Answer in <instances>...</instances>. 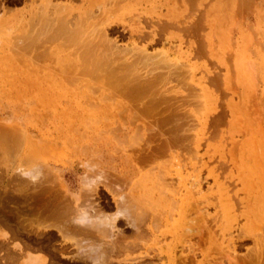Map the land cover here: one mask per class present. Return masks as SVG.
<instances>
[{"label":"rangeland","instance_id":"1","mask_svg":"<svg viewBox=\"0 0 264 264\" xmlns=\"http://www.w3.org/2000/svg\"><path fill=\"white\" fill-rule=\"evenodd\" d=\"M49 1H52L49 2L52 4H46L47 2L43 0H0V13L2 12L0 19V129L13 130L15 129L13 125L17 123L16 126L19 128V130L16 128L17 133L14 132L16 129L13 132L8 129V132L16 134V137L20 136L16 141L14 134L12 138H4L0 135V232L6 236L5 240L0 239V264H20L19 254L8 247L10 243H19L23 247L22 250L38 253L30 255L46 256L45 264H88L72 258L76 251L74 241L79 240H82L84 244L92 242V244L100 245L102 242L99 249L104 252L108 264L123 263L127 253L119 248L126 242L134 246L129 250L132 257H142L143 254L140 253L144 252L143 247L151 248L150 255L156 253L160 247L164 248L173 243L170 222L177 218V209L174 207L170 211V204L166 206L163 198L166 196L170 199L169 197L179 187V179L174 172L177 165L181 164L186 174L197 171L198 176L201 177L199 180H202H200L202 198L199 207H203L207 212L206 224L208 220V225L214 223L210 225V228L215 229L213 233L216 239L219 238V228L222 226V221L224 223V218L231 219L230 224L233 227L235 222H238L240 226L245 224L243 213L255 208L257 197L264 194V189L261 190V185H264L262 181L264 171H261L264 170V161H261L264 160V0ZM59 2L64 3L63 6ZM45 6L49 10L44 11ZM37 13L41 14L37 15ZM76 18L80 19V22ZM136 18L139 21L137 24ZM101 27L105 29L107 36L104 37L99 30ZM150 30H152L151 33ZM219 34L221 36H218ZM12 42L13 48L16 49L13 51H11ZM114 42L118 44L115 47L112 45ZM132 43L136 47L132 46ZM10 46L11 49H9ZM61 46L62 49H60ZM137 46L146 48L147 53L152 51L156 53L161 48L170 49V53L176 50V55L173 56L176 57L175 59L179 58L178 56H182L179 59L187 56L191 59L189 63L193 69L192 80L187 78L189 76L187 71L180 65H175V68L174 65L163 62L162 58L145 59L140 55L142 52H136ZM73 47L75 53L72 51ZM17 48H19L18 51ZM130 49L135 51L132 52ZM50 63L53 65L50 66ZM252 64L255 65L252 66ZM56 67H58L57 71ZM253 69L256 70L253 71ZM260 69L263 74L256 72ZM196 81H201L202 95L195 87ZM96 103H99L96 105L98 108H93L92 106L96 107ZM27 135L35 142L29 143ZM83 135L84 137H80ZM132 136L139 141L134 144L137 140L134 138L132 141ZM17 142L22 143L21 146ZM192 142L195 144L193 145ZM33 143L35 148L41 149H36L37 154L47 151L42 156L37 155L40 159L43 157L41 162L44 161L45 164L42 162V165L44 164L46 170L41 168L43 170L37 186L36 184L29 186L24 178L19 180L13 172L20 164L25 165L36 161L26 160L27 155H25L30 148H33ZM192 146L195 150L191 148ZM164 148H167V152ZM143 150L147 152V155ZM159 151L161 154H157ZM45 155H48V159ZM197 156L200 157L197 158ZM253 156H256V162ZM144 160L145 163H143ZM258 160L261 163H258ZM86 163L93 164L92 169L101 171L100 175L104 178L100 180L101 185L99 183L97 189L85 192L84 196L83 193L80 194L82 192L80 177L93 172L92 169L91 171L87 169L84 165ZM195 166H198L197 169ZM163 171L169 172L170 176L165 175L163 183L167 181L170 185L166 186L161 193L157 184L160 179L156 180V175L160 178V174H164ZM247 172L250 174L247 175ZM258 175H262V178ZM17 179L19 181H16ZM55 179L61 184H57ZM173 179L175 186L173 182H170ZM257 182L260 184H255ZM105 185L109 188L107 189ZM172 185L175 191L172 190ZM118 192L120 194L124 192L125 195L122 194L123 197L126 196L124 201L129 208H132L131 210L134 209L132 212L129 211V216L132 222L137 219L135 223L138 230L134 228V222L131 226L125 222L126 220L119 218L115 223L116 234L113 232L110 236L115 234L113 238L107 239L106 236L104 238L102 237L104 235H101L100 239L98 233L96 235L91 229L76 232L67 224L74 200L87 205L89 212L100 209L99 211L104 215L106 213L109 216L115 212L114 209L118 205V202L114 203L118 199L116 198L119 195ZM182 192L183 190H180L181 196ZM164 193L171 195L163 196ZM115 194L118 195L115 196ZM81 196L86 199L83 201ZM134 196H137L139 200L141 198L142 201L134 200L132 198ZM173 196L177 197L176 194ZM133 200L137 202L136 207L139 209L133 207L135 202L131 205ZM166 201L168 203V200ZM245 201L248 206L245 205ZM219 204L225 207L226 214L224 211L221 212ZM68 207L70 209H67ZM217 210L224 215V218L223 215L216 214ZM60 224L66 225L70 231L65 227L64 230L62 229L65 233L62 232L60 235L57 230L45 229ZM229 232L233 235L236 229L232 227L224 229L223 238L228 237ZM96 236L99 239H96ZM109 239L115 241L112 240L110 243ZM6 240L9 244L5 242ZM251 246V241H245L243 248L240 247L237 251L243 254L246 247ZM153 262L161 264L163 260L144 258L140 259L139 264H153Z\"/></svg>","mask_w":264,"mask_h":264},{"label":"bare ground","instance_id":"2","mask_svg":"<svg viewBox=\"0 0 264 264\" xmlns=\"http://www.w3.org/2000/svg\"><path fill=\"white\" fill-rule=\"evenodd\" d=\"M43 1H46L45 3L46 4H48L49 2H52V1H49V0H43ZM57 2V1H56ZM79 2H80V0H79ZM123 2V1H122ZM236 2V1H235ZM41 3V2H40ZM61 2H59V4H60ZM63 3V2H62ZM49 4H52V3H49ZM53 4H54V6H55V3L53 2ZM57 4V3H56ZM64 4V3H63ZM63 4H60L61 6H63ZM109 4V3H108ZM110 4H112V3H110ZM129 4V3H128ZM37 5V4H36ZM43 5V4H42ZM94 5V4H93ZM104 5H105V3H104ZM113 5V4H112ZM196 5V4H195ZM234 5V4H233ZM53 6V5H52ZM53 6V7H54ZM58 6V5H57ZM56 6V7H57ZM66 6V4L64 5V7ZM235 6V5H234ZM46 7V6H45ZM44 7V8H45ZM47 7L49 8V6L47 5ZM45 8L44 9V11L45 10H47L48 8ZM52 7V8H53ZM93 7V6H92ZM231 7V6H230ZM60 8H63V7H60ZM67 8H68V6H67ZM88 8V7H87ZM90 8V7H89ZM43 9V8H42ZM69 9V8H68ZM68 9H66V11H68ZM119 10H122L121 8H118ZM229 9V8H228ZM49 10V9H48ZM63 10H65V8L63 9ZM34 11H36V10H34ZM44 11H42V12H44ZM118 11V10H117ZM228 11H230V9L228 10ZM232 11V10H231ZM6 12V11H5ZM38 12V11H37ZM102 12V11H101ZM36 13V12H35ZM46 13H47V11H46ZM54 13V12H53ZM69 13V12H68ZM1 14H2V12L0 13V19H1ZM5 14V13H4ZM41 13H37V15H40ZM43 14V13H42ZM57 14H58V12H57ZM95 14V13H94ZM93 14V15H94ZM233 14V13H232ZM45 15V14H44ZM60 15H62V13L60 14ZM67 15V14H66ZM88 15V14H87ZM92 15V16H93ZM106 15V13L104 14V16ZM109 15V14H108ZM5 16V15H4ZM47 16V15H46ZM152 16V15H151ZM170 16V15H169ZM55 17H56V15H55ZM60 17V16H59ZM85 17V16H84ZM90 17V16H89ZM107 17V16H106ZM110 17V16H109ZM47 17H45V19H46ZM61 18V17H60ZM63 18H64V16H63ZM81 18V17H80ZM88 18V17H87ZM92 18V17H91ZM94 18H95V16H94ZM138 18H139V16H138ZM74 19V18H73ZM83 19V18H82ZM93 19V18H92ZM124 19V18H123ZM137 19V18H136ZM76 20H78L77 18H76ZM83 20H85V19H83ZM106 20V19H105ZM108 20V19H107ZM180 20V19H179ZM186 20V19H185ZM64 21V20H63ZM79 22H80V19L78 20ZM82 21V20H81ZM88 21V20H87ZM91 21H93V20H91ZM98 21V20H97ZM129 21V20H128ZM137 21V22H136ZM135 22H136V24L139 22L138 21V19L136 20ZM178 21V20H177ZM187 21V20H186ZM233 21V20H232ZM264 21V20H263ZM6 22V21H5ZM86 22V21H85ZM84 22V23H85ZM94 22V21H93ZM8 23V22H7ZM53 23V22H52ZM61 23V22H60ZM62 23H64V22H62ZM66 23H67V21H66ZM66 23H64V24H66ZM73 23V22H72ZM76 23H78L77 21H76ZM76 23H74V24H76ZM83 23V22H82ZM99 23V22H98ZM97 23V24H98ZM110 23V22H109ZM29 24V23H28ZM96 24V25H97ZM111 24V23H110ZM109 24V25H110ZM171 24V23H170ZM183 24V23H182ZM221 24V23H220ZM52 25V24H51ZM55 25H56V23H55ZM54 25V26H55ZM83 25V24H82ZM94 25V24H93ZM5 26V25H4ZM10 26V25H9ZM48 26V25H47ZM54 26H53V28H54ZM79 26V25H78ZM22 27H24V25H22ZM29 27H31V25L29 26ZM64 27V26H63ZM81 27V26H80ZM85 27V26H84ZM83 27V29H85ZM4 28V27H3ZM2 28V29H3ZM10 28V27H9ZM27 28V27H26ZM50 28H51V26H50ZM60 28V27H59ZM87 28H88V26H87ZM107 28V27H106ZM80 29H82V28H80ZM141 29H143V28H141ZM24 30V29H23ZM26 30V29H25ZM69 30H70V28H69ZM96 30V29H95ZM101 32H102V34L104 35V37H105V35L107 36V34H105V29L104 28H102L101 27V29H99ZM19 31H21V30H19ZM31 31V30H30ZM79 31V30H78ZM99 31V32H100ZM151 31L152 30H150V33H151ZM23 32V31H22ZM27 32V31H26ZM26 32H25V35H27L26 34ZM65 32V31H64ZM68 32V31H67ZM72 32V31H71ZM84 32V31H83ZM21 32H19V34H20ZM24 33V32H23ZM30 33V32H29ZM32 33V32H31ZM82 32L80 31V34H81ZM148 34H149V32H147ZM59 34V33H58ZM65 34V33H64ZM70 34V33H69ZM88 35L89 34H87V37H88ZM92 35V34H91ZM129 35H130V33H129ZM139 35V34H138ZM150 35V34H149ZM57 36V35H56ZM164 36H165V34H164ZM218 36H221L220 34L218 35ZM21 37V36H20ZM26 37V36H25ZM85 37V36H84ZM83 37V38H84ZM132 37V36H131ZM166 37V36H165ZM27 38V37H26ZM77 38V37H76ZM80 38V37H79ZM89 38V37H88ZM91 38H93L92 36H91ZM97 38V37H96ZM12 39V38H11ZM58 39V38H57ZM70 39V38H69ZM75 39V38H74ZM166 39V38H165ZM219 39H221V38H219ZM228 39H229V37H228ZM14 40L16 41V39L14 38ZM18 40H20L19 38H18ZM84 40V39H83ZM88 40V39H87ZM93 40V39H92ZM107 40V39H106ZM111 40V39H110ZM223 40V39H222ZM222 40H220V41H222ZM13 41V40H12ZM77 41H79L78 39H77ZM94 41H95V39H94ZM164 41V40H163ZM86 42V41H85ZM116 42V41H115ZM114 42V43H115ZM223 42V41H222ZM231 42V41H230ZM256 42V41H255ZM60 43V42H59ZM74 43H76V41L74 42ZM82 43V42H81ZM114 43H112V45L115 47L116 45H118V44H116L115 43V45H114ZM162 43V42H161ZM166 43V42H165ZM224 43V42H223ZM222 43V44H223ZM13 42H12V48H13ZM17 44V43H16ZM70 44V43H69ZM98 44V43H97ZM107 44V43H106ZM58 45V44H57ZM76 45V44H75ZM74 45V46H75ZM133 45H135V44H133L132 43V46ZM11 46H10V48L9 49H11ZM18 46H19V44H18ZM228 46H229V44H228ZM16 47V46H15ZM58 47H60V46H58ZM69 47V46H68ZM87 47V46H86ZM109 47V46H108ZM120 47V46H119ZM135 47H136V45H135ZM164 47V46H163ZM225 47V46H224ZM101 48V47H100ZM99 48V49H100ZM121 48V47H120ZM123 48H126V47H123ZM134 48V47H133ZM175 48V47H174ZM15 48H13L11 51H13ZM60 49H62V46H61V48ZM72 49H74V50H72V51H74V53H75V48L73 47ZM115 49V48H114ZM128 49V48H127ZM137 49L138 50H136V52L138 51H140V52H142V53H140V55L141 56H144V58L145 59H150V58H153V57H156V58H162V61L163 62H168V63H170V64H172V65H176V66H178V65H180V66H182L184 69H185V71H187V73H188V77L187 78H190L191 80H192V77H193V69H192V67H191V63H189V59L190 58H188L187 56L186 57H184V58H182V59H179L180 57H182V56H178L179 58H177V59H175L176 57H173L174 55H176L175 54V51L176 50H173L172 51V53H170V49H165V48H161V50H159L158 52H156V53H153L154 51H152V52H150V53H147L146 52V48H144V47H142V48H138V46H137ZM16 50V49H15ZM19 50V48H17V51ZM131 51H132V49H130ZM30 51V50H29ZM40 51V50H39ZM66 51V50H65ZM125 51V50H124ZM135 51V50H134ZM134 51H132V52H134ZM157 51V50H156ZM242 51V50H241ZM240 51V52H241ZM28 52V51H27ZM37 52V51H36ZM41 52V51H40ZM123 52V51H122ZM15 53V52H14ZM13 53V54H14ZM78 53V52H77ZM130 53V52H129ZM71 54V53H70ZM131 54V53H130ZM19 55V54H18ZM47 55V54H46ZM121 55V54H120ZM133 55V54H132ZM136 55V54H135ZM139 55V56H140ZM231 55V54H230ZM15 56H17L16 55V53H15ZM15 56H13L14 58H16ZM20 56H21V54H20ZM72 56V55H71ZM123 56V55H122ZM130 56V55H129ZM134 56V55H133ZM140 56V57H141ZM224 56V55H223ZM22 57H25V56H22ZM139 57V58H140ZM173 57V58H172ZM20 58V57H19ZM18 58V59H19ZM27 58V57H26ZM133 58V57H132ZM230 58H231V56H230ZM245 58H246V56H245ZM6 59V58H5ZM141 59V58H140ZM174 59V60H173ZM15 60V59H14ZM89 60V59H88ZM191 60V59H190ZM5 61V60H4ZM21 61V60H20ZM31 61V60H30ZM49 61V60H48ZM124 61V60H123ZM128 61V60H127ZM131 61V60H130ZM129 61V62H130ZM8 62V61H7ZM44 62H46V61H44ZM80 62V61H79ZM90 62V61H89ZM138 62V61H137ZM17 63H18V61H17ZM21 63V62H20ZM40 63H41V61H40ZM60 63V62H59ZM69 63V65H71L70 64V62H68ZM148 63V62H147ZM167 63V64H168ZM261 63V62H260ZM60 64H63V63H60ZM65 64V63H64ZM75 64V63H74ZM146 64V63H145ZM163 64V63H162ZM166 64V63H165ZM236 64V63H235ZM243 64H245V63H243ZM259 64V63H258ZM19 65V64H18ZM50 66L51 65H53L52 63H50L49 64ZM68 65V64H67ZM68 65V66H69ZM78 65H80V64H78ZM83 65V64H82ZM89 65V64H88ZM113 65H115V64H113ZM171 65V66H172ZM247 65V64H246ZM251 65V64H250ZM253 65H255V64H252V66ZM262 65V64H261ZM37 66V65H36ZM59 66V65H58ZM66 66V65H65ZM166 66V65H165ZM169 65H167V67H168ZM173 66V67H174ZM176 66H175V68H176ZM247 66H249V65H247ZM251 66V67H252ZM19 67V66H18ZM23 67V66H22ZM47 67V66H46ZM89 67V66H88ZM87 67V68H88ZM195 66H193V68H194ZM197 67V66H196ZM13 68V67H12ZM34 68V67H33ZM49 68V67H48ZM51 68V67H50ZM57 68L58 67H56V71H57ZM169 68H171L172 69V67H169ZM244 68V67H243ZM247 68V67H246ZM255 68H256V66H255ZM32 69V68H31ZM45 69V68H44ZM52 69V68H51ZM90 69V68H89ZM144 69H145V67H144ZM48 70H50V69H48ZM53 70H54V68H53ZM59 70V69H58ZM64 70H66V69H64ZM67 70H68V68H67ZM72 70V69H71ZM160 70V69H159ZM232 70H233V68H232ZM252 70V69H251ZM256 70V69H255ZM254 69H253V71H255ZM263 70V69H262ZM29 71V70H28ZM46 71H47V69H46ZM51 71V70H50ZM69 71V70H68ZM97 71V70H96ZM99 71V70H98ZM146 71V70H145ZM243 71H245V70H243ZM63 72H65V71H63ZM134 72V71H133ZM199 72V71H198ZM232 72H234V70L232 71ZM256 72H261V69L260 70H258V71H256ZM263 72V71H262ZM261 72V73H262ZM43 73V72H42ZM47 73H48V71H47ZM51 73V72H50ZM53 73H55V72H53ZM100 73V72H99ZM195 74V73H194ZM199 74V73H198ZM234 74V73H233ZM263 74V73H262ZM58 75V74H57ZM60 75H62V74H60ZM66 75V74H65ZM100 75V74H99ZM146 75V74H145ZM168 75V74H167ZM187 75V74H186ZM235 75H236V73H235ZM241 76H242V74H240ZM247 75V74H246ZM257 75V73H255V77H257L256 76ZM264 75V74H263ZM35 76V75H34ZM195 76V75H194ZM238 76V75H237ZM241 76H239V77H241ZM51 77V76H50ZM102 78V77H101ZM129 78H131V77H129ZM197 78V77H196ZM195 78V79H196ZM202 78V77H201ZM54 79V78H53ZM103 79V78H102ZM200 79V78H199ZM233 79V78H232ZM241 79V78H240ZM247 79V78H246ZM24 80V79H23ZM89 80H92V79H89ZM189 80V79H188ZM231 80V79H230ZM254 80H255V78H254ZM258 79H256V81H257ZM170 81V80H169ZM168 81V82H169ZM195 81V80H194ZM208 81V80H207ZM234 81V80H233ZM246 81V80H245ZM25 82V81H24ZM46 82V81H45ZM92 82V81H91ZM189 82V81H188ZM240 82V81H239ZM244 82V81H243ZM173 83V82H172ZM210 83V82H209ZM231 83V82H230ZM229 83V84H230ZM253 83H254V81H253ZM102 84V83H101ZM207 84V83H206ZM249 84H250V82H249ZM98 85V84H97ZM189 85V84H188ZM195 87L198 89V91L200 90V95H202V92H201V90H202V87H201V81H196L195 82ZM208 85V84H207ZM245 85V84H244ZM255 85V84H254ZM28 86V85H27ZM104 86V85H103ZM163 86V85H162ZM209 86V85H208ZM33 87V91L35 90L34 89V85L32 86ZM31 87V88H32ZM36 87V86H35ZM171 87V86H170ZM173 87V86H172ZM176 87V86H175ZM194 87V86H193ZM195 87H194V89H195ZM41 88V87H40ZM208 88V87H207ZM36 89H39V88H36ZM162 89V88H161ZM166 88H164V90H165ZM172 89V88H171ZM177 89V88H176ZM196 89V90H197ZM43 90V89H42ZM175 90V89H174ZM178 90V89H177ZM30 91H31V89H30ZM37 91H39V90H37ZM168 91V90H167ZM172 91H173V89H172ZM32 92V91H31ZM60 92H62V91H60ZM59 92V93H60ZM90 92V91H89ZM88 92V93H89ZM102 92V91H101ZM30 93V92H29ZM58 93V92H57ZM91 93V92H90ZM108 93V92H107ZM169 93V92H168ZM83 94V93H82ZM102 94H104V93H102ZM85 95V94H84ZM93 95V94H92ZM199 95V96H200ZM86 96V95H85ZM103 96V95H102ZM101 96V97H102ZM180 96V95H179ZM96 97V96H95ZM113 97V96H112ZM115 97V96H114ZM174 97V96H173ZM203 96H201V98H202ZM89 99V98H88ZM94 99V98H93ZM121 99V98H120ZM80 100V99H79ZM91 100V99H90ZM101 100H103V99H101ZM124 100V99H123ZM40 101V100H39ZM107 101H110V100H107ZM106 101V102H107ZM38 102V101H37ZM77 103V102H76ZM203 103V102H202ZM97 104H99V103H96L95 104V106L97 105ZM204 104V103H203ZM77 105V104H76ZM81 105V104H80ZM93 105V104H92ZM102 105V104H101ZM44 106V105H43ZM52 106V105H51ZM55 106V105H54ZM104 106V105H103ZM93 108H98L97 106L96 107H94V106H92ZM91 107V108H92ZM106 107H108L107 105H106ZM110 107V106H109ZM138 107H139V105H138ZM165 107V106H164ZM50 108H52V107H50ZM77 108H79V107H77ZM115 108V107H114ZM170 108V107H169ZM205 108V107H204ZM67 109V108H66ZM88 109V108H87ZM121 109V108H120ZM52 110V109H51ZM95 110H97V109H95ZM94 110V111H95ZM65 111H67V110H65ZM93 111V112H94ZM100 111V110H99ZM203 111H204V109H203ZM71 112H72V110H71ZM81 112V111H80ZM83 112V111H82ZM133 112V111H132ZM202 112V111H201ZM86 113V112H85ZM73 114V113H72ZM87 114V113H86ZM119 114V113H118ZM193 114V113H192ZM91 115V114H90ZM99 115V114H98ZM97 115V116H98ZM198 115V114H197ZM66 116V115H65ZM71 116V115H70ZM79 117H80V115H78ZM83 116H84V114H83ZM95 116V115H94ZM107 116V115H106ZM111 116V115H110ZM131 116V115H130ZM203 117V116H202ZM77 118V117H76ZM75 118V119H76ZM96 118V117H95ZM106 118V117H105ZM71 119H73V118H71ZM78 119V118H77ZM76 119V120H77ZM114 119V118H113ZM118 119V118H117ZM74 120V119H73ZM79 120H81V119H79ZM98 120V119H97ZM96 120V121H97ZM107 120V119H106ZM66 121V120H65ZM64 121V122H65ZM103 121H105V120H103ZM119 121V120H118ZM150 121V120H149ZM74 122V121H73ZM99 123H100V121H98ZM114 122V121H113ZM197 122V121H196ZM69 123H71V122H69ZM122 123V122H121ZM84 125H85V123H83ZM98 124V123H97ZM8 125V124H7ZM13 125V124H12ZM16 125H17V123H16ZM16 125H13L14 127H15V129L17 128V126ZM107 125V124H106ZM9 126V125H8ZM110 127V126H109ZM88 127H86V129H87ZM8 129H10V128H8ZM8 129H5V128H1L0 129V135L2 136V137H7V138H12L13 137V134H12V132H13V130H15V129H10V130H12V132H8ZM18 130H19V128H17ZM16 129V131H14L15 133H17V130ZM74 129H76V128H74ZM89 130H91V129H89ZM261 130V129H260ZM76 131V130H75ZM86 131V130H85ZM84 131V132H85ZM105 131V130H104ZM134 131V130H133ZM192 132H193V130H192ZM260 132V131H259ZM19 133V132H18ZM81 133V132H80ZM97 133V132H96ZM99 133H100V131H99ZM98 133V134H99ZM101 133H102V131H101ZM83 134V133H82ZM105 134V133H104ZM107 134V133H106ZM200 134V133H199ZM16 134H14V139L16 138V141H18V139L17 138H19L20 136H18L17 135V137L15 136ZM133 135V134H132ZM195 135V134H194ZM193 135V136H194ZM246 135V134H245ZM28 136V135H27ZM135 136V135H134ZM139 136V135H138ZM144 136V135H143ZM264 136V135H263ZM262 136V137H263ZM80 137H84V135L83 136H80ZM128 137H130V136H128ZM136 137V136H135ZM135 137H131V139H132V141H134V138ZM195 137V136H194ZM28 138H29V136H28ZM142 138V137H141ZM255 138H256V136H255ZM113 139V138H112ZM136 139V138H135ZM179 139V138H178ZM28 140V139H27ZM29 140H30V138H29ZM114 141H115V139H113ZM137 140V139H136ZM255 140V139H254ZM257 140V139H256ZM31 141H34L33 139H31L30 141H29V143H31ZM139 140H137L136 142H134V144L135 143H137ZM144 141V140H143ZM179 141V140H178ZM250 141V140H249ZM19 142H20V139H19ZM35 142V141H34ZM116 142V141H115ZM140 142H142V141H140ZM145 142V141H144ZM170 142V141H169ZM235 142V141H234ZM258 142V141H257ZM28 143V144H29ZM119 143V142H118ZM176 143V142H175ZM193 143V145L195 144L194 142H192ZM17 144H19V146H21V144L20 143H18L17 142ZM34 145H33V148L31 149L30 148V146H32V145H30L29 146V148L31 149H29V152L28 153H26L25 155H27L26 156V160H36V161H31L29 164H20L19 166H17L14 170L15 171H13V172H15L16 173V175L18 176V179L20 178V179H22L23 180V178L29 183H27L29 186H30V184H36V186H37V182L40 180V176H41V171L43 170V169H41V168H44L45 166H43L45 163H44V161H42L44 164L42 165V162H41V160H43L42 158L40 159V157L39 156H42V155H44L47 151H45V153H43V154H41V153H39L38 152V154H37V150L36 149H39V150H41L40 149V147L39 146H37V147H39V148H35V143H33ZM55 144V143H54ZM120 144V143H119ZM249 144V143H248ZM255 144V143H254ZM12 145V144H11ZM128 145V144H127ZM162 145H164V143H162ZM257 145V144H256ZM260 145V144H259ZM14 146H17V145H14ZM41 146V145H40ZM133 147H135V146H137V145H132ZM159 146V145H158ZM168 146V145H167ZM166 146V147H167ZM141 147V146H140ZM147 147V146H146ZM161 147V146H160ZM164 147V146H163ZM169 147V146H168ZM171 147V146H170ZM195 147H196V145H195ZM254 147H256V146H254ZM262 147V146H261ZM264 147V146H263ZM27 148H28V146H27ZM130 148H131V146H130ZM191 148H193V146L191 147ZM260 148V147H259ZM2 149H4V148H2ZM149 149V148H148ZM153 149H154V147H153ZM153 149H151V150H153ZM158 149V148H157ZM165 149V151H166V149L167 148H164ZM194 149V148H193ZM256 149H257V147H256ZM38 150V151H39ZM140 150H141V148H140ZM139 150V151H140ZM146 150H147V148H146ZM163 150V149H162ZM161 150V151H162ZM172 150V149H171ZM195 150V149H194ZM260 150V149H259ZM264 150V149H263ZM18 151V150H17ZM43 151V150H42ZM96 151V150H95ZM143 151H145V150H143ZM154 151H156V150H154ZM154 151H152V152H154ZM164 151V152H165ZM192 151V150H191ZM190 151V152H191ZM256 151V150H255ZM25 152H27V151H25ZM44 152V151H43ZM146 152V151H145ZM151 152V151H150ZM167 152V151H166ZM197 152V151H196ZM195 152V153H196ZM257 152H259L258 151V149H257ZM140 153V152H139ZM169 153V152H168ZM198 153V152H197ZM254 153V152H253ZM16 154V153H15ZM157 154H161L160 153V151L157 153ZM199 154V153H198ZM264 154V153H263ZM14 155V154H13ZM24 155V156H25ZM37 155H39V156H37ZM140 156H141V154H139ZM145 155H147V152L145 153ZM144 155V156H145ZM155 155V154H154ZM252 155V154H251ZM258 155V154H257ZM256 155V156H257ZM260 155H262V154H260ZM9 156V155H8ZM47 156V158L46 159H48V155H45V157ZM138 156V155H137ZM150 156V155H149ZM148 156V157H149ZM196 156V155H195ZM256 156H253L254 157V161H255V158H256ZM12 157V156H11ZM35 157H38L37 159L35 158ZM135 157V156H134ZM142 157V156H141ZM168 157V156H167ZM198 157H200V156H197V158ZM25 158V157H24ZM33 158V159H32ZM50 158V157H49ZM143 158V157H142ZM40 159V160H39ZM144 159V158H143ZM147 159H149V158H147ZM249 159V158H248ZM257 159H259V160H261V158H259V157H257ZM11 160V159H10ZM25 160V161H26ZM37 160H39V161H37ZM139 160V159H138ZM141 160V159H140ZM146 160V159H145ZM145 160H144V162L143 163H145ZM165 160V159H164ZM197 160V159H196ZM199 160V159H198ZM202 160V159H201ZM258 160V161H259ZM24 161V160H23ZM182 161V160H181ZM191 161H193V159L191 158ZM261 161H264V160H261ZM27 162V161H26ZM48 162V161H47ZM154 162V161H153ZM156 162H157V160H156ZM196 162V161H195ZM194 162V163H195ZM198 162V161H197ZM201 162V161H200ZM249 162V161H248ZM256 162V161H255ZM22 163V162H21ZM141 163V162H140ZM176 163H178V162H176ZM251 163V162H250ZM258 163H261L260 161L258 162ZM199 164V163H198ZM48 165V164H47ZM46 165V166H47ZM84 165H86L87 166V169L89 168L90 169V171H91V169H92V167H93V164H88V163H86V164H84ZM94 165H96V163L94 164ZM160 165H162V164H160ZM160 165H159V167H160ZM186 165H187V163H186ZM191 165V164H190ZM253 165V164H252ZM99 166V165H98ZM98 166H96V167H98ZM182 166V164L181 165H177V168L175 169V172H174V174H175V176L177 177V179H179V183H180V185H179V187L176 189V191L175 190H173V188H174V179L173 180H169L170 182H173L172 184L174 185H172L173 187H172V190L173 191H175V192H173V195L174 194H176V196L177 197H174L173 195H167V193H164V195L163 196H165V194L167 195V196H170L169 198L170 199H168V197H166L165 196V198H163L164 199V202H165V205L167 206L168 204H170V206H169V210L171 211L174 207H176V209H177V212H176V214H177V218L176 219H173L171 222H170V234L172 235V237H173V243H171L170 245H168V246H166V247H164V248H162V247H160L159 249H157L156 250V253L154 252V253H152V255H150L151 253L149 252L150 251V249L149 248H145V247H143L145 250H144V252H141L140 254H143V256L142 257H132L130 254L131 253H129V250L130 249H133L132 247H134V246H132V245H129L127 242L126 243H124V245H122L119 249L120 250H122V252H126L125 254V257H124V259H123V263L122 264H139V262H140V259L142 260V259H144V258H157V259H159V260H163V263H161V264H264V194H261V196L259 195L258 197H257V195H256V197H257V201L255 202L257 205H256V207L255 208H251V209H249V211H247V212H244L243 213V215H244V218H245V221H246V223L245 224H241V226L238 224V222H235V227H233L231 224H230V220L231 219H228V218H224V215H223V218H224V223H223V221H222V226H220V228H219V235H218V239H216L215 237H214V231L213 230H215V229H212L211 230V228H210V225H213V224H210V225H208L209 224V220H208V224H206V222H207V220L205 219V216L207 215V212L205 211V209H203V207H199V204H200V199L202 198V195H201V190H200V180H199V177L200 176H198V174H197V171L195 172V169H193V171L195 172V173H191V174H186L185 172H184V168H182L181 167ZM50 167V166H49ZM154 167V166H153ZM197 167L198 166H195V168L197 169ZM245 167V166H244ZM252 167V166H251ZM254 167V166H253ZM260 167V166H259ZM50 168H52V167H50ZM255 168V167H254ZM253 168V169H254ZM86 169V168H85ZM152 169V168H151ZM186 169V168H185ZM208 169V168H207ZM258 170H260L259 168H257ZM263 169V168H262ZM44 170H45V168H44ZM52 170V169H51ZM93 170V169H92ZM149 170V169H148ZM148 170H147V172H148ZM153 170V169H152ZM151 170V171H152ZM155 170V169H154ZM243 170H244V168H243ZM247 170V169H246ZM46 171V170H45ZM208 171V170H207ZM216 171V170H215ZM261 171H264V170H261ZM100 172L101 171H97V170H93V172H89V174H84V176H82V177H80V181H79V183H80V190L82 191V192H80V194L81 193H85V192H91V191H93L97 186H98V184L100 183V185H101V179L103 180V175H100ZM184 172V173H183ZM189 172V171H188ZM240 172H241V170H240ZM249 172V171H248ZM246 173L247 175L248 174H250V173ZM44 173V172H43ZM49 173H51V172H49ZM102 173V172H101ZM158 173V172H157ZM163 173L164 174H160L161 176H160V178H158V176L156 175V177H157V179L156 180H158V179H160V182H158L157 184H158V187H159V189L161 190V193L163 192V190H165L166 188V186H169L170 185V183H167V181H166V183H163V180H164V178L167 176V177H170L169 176V172H167V171H163ZM245 173V172H244ZM252 173V172H251ZM255 173V172H254ZM260 173V172H259ZM47 174V173H46ZM148 174V173H147ZM152 174V173H151ZM182 174H184V176H182ZM253 174V173H252ZM45 175V174H44ZM58 175H60V174H58ZM166 175V176H165ZM207 175V174H206ZM245 175V174H244ZM243 175V176H244ZM51 176V175H50ZM55 176V175H54ZM211 176V175H210ZM215 176V175H214ZM213 176V177H214ZM217 176V175H216ZM243 176H241V178H243ZM256 176H257V174H256ZM258 176H262V175H258ZM48 177V176H47ZM206 177H208V176H206ZM212 177V176H211ZM246 177V176H245ZM254 177H255V175H254ZM259 177V178H260ZM263 177H264V175H263ZM42 178V177H41ZM49 178V177H48ZM54 178V177H53ZM201 178V177H200ZM258 178V179H259ZM262 178V177H261ZM16 180V181H19V180ZM57 179V178H56ZM56 179H55V182L57 183L58 181H56ZM148 179V178H147ZM168 179H171V178H168ZM205 179V178H204ZM106 180V179H105ZM108 180V179H107ZM106 180V181H107ZM151 180H152V178H151ZM176 180V179H175ZM246 180V179H245ZM261 180V179H260ZM43 181V180H42ZM109 181V180H108ZM127 181V180H126ZM141 181V180H140ZM139 181V182H140ZM168 181V182H169ZM202 181V180H201ZM250 181V180H249ZM251 181H253V179H251ZM262 181L264 182V180L262 179ZM41 182V181H40ZM39 182V183H40ZM60 182V181H59ZM103 182V181H102ZM246 182V181H245ZM248 182V181H247ZM254 182V181H253ZM16 183V182H15ZM19 184H20V182H18ZM17 183V184H18ZM250 183V182H249ZM252 183V182H251ZM250 183V184H251ZM18 184V185H19ZM26 184V183H25ZM55 184V183H54ZM54 184H53V186H54ZM57 184H61V182L60 183H57ZM103 184H104V182H103ZM106 184V183H105ZM123 184V183H122ZM168 184V185H167ZM254 184V183H253ZM255 184H258V182L257 183H255ZM260 184V183H259ZM258 184V185H259ZM27 185V186H28ZM107 185V184H106ZM105 185V186H106ZM245 185V184H244ZM244 185H242V186H244ZM257 185V186H258ZM250 186H253V185H250ZM262 186V189H261V187L259 188V189H261V190H263L264 189V185H261ZM32 187H33V185H32ZM35 187V186H34ZM61 187V186H60ZM109 188V186H106V188ZM153 187V186H152ZM55 188H57V187H55ZM63 188V187H62ZM105 188V187H104ZM107 188V189H108ZM171 188V187H170ZM255 188V187H254ZM16 189V188H15ZM97 189V188H96ZM131 189H132V187H131ZM167 189H169L168 187H167ZM242 189V188H241ZM244 189H246L245 188V186H244ZM56 190V189H55ZM170 190V189H169ZM180 190H183V192H182V196L180 195ZM251 190V189H250ZM97 191V190H96ZM115 191V190H114ZM252 191V190H251ZM56 193H57V191H55ZM95 192V191H94ZM110 192V191H109ZM248 192H249V190H248ZM258 192V191H257ZM62 193H63V191H62ZM115 193V192H114ZM119 193V195L118 194H115V196L116 195H118V196H116V198L118 197V201L116 200V202H114V203H117L118 205H116V207H115V212L113 213V214H110L109 216H107L106 215V213H105V215L103 214V212H101V211H99L98 209L96 210L94 207H92V208H94L95 210H93V211H91L90 210V212L88 211V208L85 206V205H83L82 203H79L78 201H75L74 200V202H73V206H72V210H71V214H70V216L68 217V220L66 221L67 222V224H69V226H71L72 227V229L74 230V231H76V232H84L86 229H91V231L93 230V231H95V233H96V235H97V233H98V236L100 237L101 235H104V236H102V237H104L105 238V236L107 237V239L108 238H113V236L116 234V231H117V229H116V225H115V223L117 222V220L119 219V218H122V219H124V220H126L125 222L128 224V225H131V226H133V222H132V220H130V216H129V211L132 209V208H129V206L126 204V201H124V200H126V198H124V197H126V196H122V194L123 195H125L124 194V192H122V194H120V192H118ZM261 193V192H260ZM37 194V193H36ZM92 194V193H91ZM95 194H96V192H95ZM129 194V193H128ZM131 194V193H130ZM243 194H245V193H243ZM251 194V193H250ZM257 194H259V193H257ZM62 195V194H61ZM253 195V194H252ZM80 196V195H79ZM83 196V195H82ZM81 196V197H82ZM84 196H85V194H84ZM245 196V195H244ZM62 197V196H61ZM88 197H89V195H88ZM127 197H129V196H127ZM130 197H131V195H130ZM246 197V196H245ZM244 197V198H245ZM63 198V197H62ZM83 198V197H82ZM89 198H91V197H89ZM134 200H139L138 199V197L136 196H134V197H132ZM137 198V199H136ZM176 198H178L177 200H176ZM233 198V197H232ZM231 198V200H233ZM235 198V197H234ZM65 199H67V198H65ZM84 199H86V198H83L82 200L84 201ZM88 199V198H87ZM246 199V198H245ZM61 200H63V199H61ZM69 200V199H68ZM81 200V201H82ZM128 200V199H127ZM133 200V202H132V204L131 205H133V203L135 202ZM140 200L142 201V199L140 198ZM139 200V201H140ZM166 200H168V203H167V201ZM86 201H88V200H86ZM92 201V200H91ZM91 201H89V202H91ZM131 201V200H130ZM130 201H127V203L128 202H130ZM138 201V202H139ZM219 202H220V200H218ZM236 201H238V200H236ZM248 201H250V199L248 200ZM69 202H71L70 200H69ZM173 202H174V205H173ZM239 202V201H238ZM62 203H64V202H62ZM67 203H68V201H67ZM87 203V202H86ZM131 203V202H130ZM136 204H135V206L133 205V207L135 208L136 207V205H137V202H135ZM241 203V202H240ZM239 203V204H240ZM247 202L245 201V205H247L246 204ZM250 203V202H249ZM65 204V203H64ZM70 204V203H69ZM84 204H85V202H84ZM88 204V203H87ZM139 204H141V203H139ZM235 204V203H234ZM91 205V204H90ZM98 205V204H97ZM130 205V206H131ZM142 205V204H141ZM141 205H140V207H141ZM69 206V205H68ZM71 206V205H70ZM95 206V205H94ZM138 206V205H137ZM157 206V205H156ZM205 206V205H204ZM219 206H220V208H221V212H223L224 211V209H225V207L223 206V205H221V204H219ZM235 206V205H234ZM238 206V205H237ZM236 206V207H237ZM248 206V205H247ZM63 207H64V205H63ZM67 207V206H66ZM143 207H144V205H143ZM206 207V206H205ZM216 207V206H215ZM218 207V206H217ZM246 206H244V208H245ZM65 208V207H64ZM92 208H90V209H92ZM136 208H138L139 209V207H136ZM135 208V209H136ZM67 209H70V207H68ZM66 209V210H67ZM145 209V208H144ZM236 209V208H235ZM234 209V210H235ZM65 210V211H66ZM134 210V209H133ZM133 210H131V212L133 211ZM217 212L218 213H216V214H219V215H221V213H219L220 211L219 210H217ZM229 212V211H228ZM227 212V213H228ZM239 212V211H238ZM69 213V212H68ZM134 213V212H133ZM136 213V212H135ZM140 213H141V211H140ZM143 213V212H142ZM224 213H225V211H224ZM138 214V213H137ZM226 214V213H225ZM229 214V213H228ZM142 215V214H141ZM221 215V216H222ZM232 215V214H231ZM134 216V215H133ZM155 216V215H154ZM157 216V215H156ZM221 216H220V218H221ZM214 216H212V218H213ZM217 217H219V216H217ZM229 217H232V216H229ZM236 217V216H235ZM212 218H211V220H212ZM219 218V219H220ZM35 219V218H34ZM135 219V218H134ZM153 219V218H152ZM205 219V220H204ZM218 218H217V220H219ZM137 220V219H136ZM136 220H135V222H136ZM210 220V221H211ZM214 220V219H213ZM221 220V219H220ZM238 221V220H237ZM64 222H65V220H64ZM66 222L64 223V224H66ZM134 222V225H135V229H137L138 230V227L136 226V224L137 223H135ZM210 223H212V222H210ZM217 223V222H216ZM215 223V224H216ZM39 224V223H38ZM42 224V223H41ZM43 224H44V222H43ZM61 225V224H60ZM49 226V227H46L45 229L46 230H57V231H59V234L60 233H65L64 231H62V229L64 230V228L66 227V225L64 226ZM151 225H152V223H151ZM38 226V225H37ZM41 226V225H40ZM47 226H48V223H47ZM70 227V228H71ZM137 227V228H136ZM212 227V226H211ZM235 228L236 229V233L235 232H233V233H235V234H231L232 232H229V235L227 234V236L228 237H226V238H223V236L225 235L224 233H223V230L224 229H229V228ZM33 228V227H32ZM41 228V227H40ZM69 228V229H70ZM118 228V227H117ZM133 228V229H134ZM140 228V227H139ZM214 228V227H213ZM66 229L68 230V228L66 227ZM134 229V230H135ZM66 230V231H67ZM61 231V232H60ZM68 231H70V230H68ZM73 231V232H74ZM87 231V230H86ZM155 231V230H154ZM232 231V230H231ZM235 231V230H234ZM113 232H115V234H113V236L112 237H110L111 235H112V233ZM119 232V231H118ZM138 232V231H137ZM156 232V231H155ZM68 233V232H67ZM69 233H71V232H69ZM120 233V232H119ZM85 234H86V232H85ZM88 234H91V233H88ZM118 234V233H117ZM216 234H218V231H216ZM224 234V235H223ZM61 235V234H60ZM63 235V234H62ZM94 235V234H93ZM70 236V235H69ZM98 236H96V239H99V237ZM117 236V235H116ZM120 236H121V234H120ZM98 237V238H97ZM102 237H100V239L102 238ZM75 237L73 236V239H74ZM136 238V237H135ZM0 239H3V240H5L6 239V236H5V234L4 233H2V232H0ZM109 239V240H110ZM122 239V238H121ZM130 239V238H129ZM112 240H114V239H112ZM112 240H110V243H111V241ZM138 240H140V239H138ZM137 240V241H138ZM145 240V239H144ZM219 240V241H218ZM251 241V243H252V246L251 247H249V248H247L246 247V249L244 250L245 251V253H243V254H241V253H239L238 251H237V249L238 248H240V247H242V245H243V243L245 242V241ZM101 241V240H100ZM115 241V240H114ZM141 241H143V240H141ZM218 241V242H217ZM5 242H7V240L5 241ZM85 242H87V241H85ZM89 242V241H88ZM104 242V241H103ZM109 242V241H108ZM121 242V241H120ZM135 242H136V240H135ZM8 244H9V242H7ZM74 243H75V248H76V251H75V253H74V255L72 256V258L73 259H75V260H79V261H83V262H86V263H88V264H108V261H107V258H106V256H105V254H104V252H102V250H100L99 249V246L101 245V243H100V245H99V243H97V244H92V242H90V243H87V244H84V242L82 243V240H79L78 242L77 241H74ZM133 243H134V240H133ZM132 243V244H133ZM145 243V242H144ZM224 243V245H222ZM113 244V243H112ZM136 244V243H135ZM135 244H133V245H135ZM110 245V244H109ZM157 245V244H156ZM1 246V245H0ZM113 246V245H112ZM8 247H11V249L13 248L14 250H16V252H17V254H19V262H20V264H45V261H46V259H47V257L46 256H44V255H41L40 257L39 256H33V255H30V254H38V253H31V252H29V251H25V250H22V245L21 244H15V243H10V246H8ZM2 248V247H1ZM243 248V247H242ZM113 250V249H112ZM153 250V249H152ZM3 251V250H2ZM155 251V250H154ZM1 252V251H0ZM5 252V251H4ZM1 254V253H0ZM73 254V253H72ZM120 254V253H119ZM0 258H1V255H0ZM5 258V257H4ZM10 258V257H9ZM109 258V257H108ZM3 259V258H2ZM18 261V260H17ZM18 262V263H19ZM3 263V262H2ZM12 263V262H11ZM156 263V262H155ZM154 262H153V264H155ZM17 264V263H16Z\"/></svg>","mask_w":264,"mask_h":264}]
</instances>
